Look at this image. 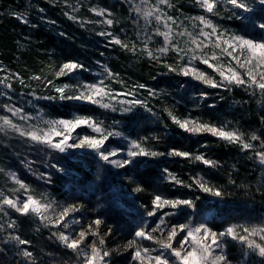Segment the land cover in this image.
<instances>
[{"label":"rangeland","instance_id":"1","mask_svg":"<svg viewBox=\"0 0 264 264\" xmlns=\"http://www.w3.org/2000/svg\"><path fill=\"white\" fill-rule=\"evenodd\" d=\"M117 1L122 6V8L120 6L116 7L122 10L117 13L119 17H117L116 13L113 11L101 6L98 0H63L61 3H57L58 1L49 2L58 8L55 15L59 16V18H50L44 15L41 12V6L37 8V11H33L31 8L15 11L13 13L14 18L17 19L18 23L25 24L27 30L40 27L45 31L56 34L63 33L68 29L72 38H75V34L81 33L87 40H92L93 45H97L100 52H98L97 55H95V57H93L89 62L68 59L54 64L50 61L51 57H37L34 59V64L36 65L37 70H29L26 66L21 67V69H17L16 65H8V62H4L1 57L0 80H3L4 83H0V117H9L13 123L20 125L24 129H29L31 126L46 129L48 125L45 121L60 119L70 120L76 116H90L94 120L102 121V127L107 131L114 130L121 134L109 137V139L105 142V151H112L114 149L121 150L116 156L111 157V159L123 160L128 158L127 151L130 147L131 141H142L144 147L150 148L153 151L164 153V155L157 157H137L136 161L142 158L172 160L176 158H183L181 156L170 155L169 153H171L173 149L164 147V145H161L157 141L158 133L170 134L174 129H181L172 121V118L169 116V112L173 113L181 120L185 118L198 119L201 122H207L217 126H225L227 130H237L242 133L245 141L253 144L251 149H243L239 144H230L227 141L222 140L226 144L236 147L237 151L246 158L249 167L253 170L252 173L260 182L259 185L264 187V165L259 162V159L256 156L257 152L264 151V138L260 137L258 134L244 130L241 125L235 123L232 118L224 115L225 112L222 110L213 112V116L205 115V113H207V108L216 106V104L226 105L228 107L227 111L234 110L239 102L231 95L233 94V90L235 88L245 90L252 96V98L256 99L257 103L260 105L264 104V93H261L258 88H255L254 86L249 87L248 85L237 86L233 84L228 87L214 88L195 79L192 75L185 76L181 72V69L185 66L194 67L199 71L204 72L217 82H221V77L216 68L209 67L208 64L202 63L199 58H192L193 55L200 57L202 54H206L209 59V64L222 66L225 71H227V67L231 64V66L235 67L243 74L244 69H240L236 64V61L232 60V58L226 54H222L221 49L214 47V43L216 42V37L214 35L210 38H205L200 34L201 28H203L204 31L209 32L211 29L206 28L198 20H195V17L205 16L207 19L211 20L216 26L218 33L226 34L225 38L229 35L236 34L259 40L264 38V31H262L263 33L255 32L256 35L255 33L253 35H247L240 29L239 24L247 23L249 20V14L254 13V11H264L262 10V7L264 6L259 4V0H245V2L249 4L251 11L244 12L240 9L233 10L230 5L224 2V0H218V7L216 11L214 13H207L199 6L197 0H168L167 4H160L159 7L168 16L174 18L175 24H172V43L184 49L185 52H187V55H184V53H178L177 51L172 50L171 47L166 55H159L156 50L165 46V39L162 35H158L156 33V29H159L160 32L167 31V29L164 27L163 22H157L155 20V14L148 17V20H145L142 15L143 12L152 11L153 5L157 4L158 0ZM169 5H171V7H169ZM136 6L141 8V13L134 11ZM94 8L97 10L106 9L107 12L104 16H100L97 12L92 11ZM234 12L236 13L235 15ZM106 19H112L114 23L112 25H108L104 22ZM149 21L151 22L149 23ZM261 22H264V19L261 21L259 20L258 24ZM258 24L255 23L254 25ZM74 27L84 31L76 32ZM185 30L192 35H177V33ZM101 33L105 34L101 35ZM113 37L119 38L123 43L128 44L129 48L134 46L136 51L127 50L121 47V45L115 44L113 42ZM192 38H196L198 42H202L201 49L197 50L195 53L191 51L195 48V45L191 43ZM25 40L30 42L31 39L28 34L26 35ZM145 44H147L148 48L151 49L157 56L156 59H153L146 54ZM19 45H23L22 42H20ZM119 51H125L139 60H146L148 65L152 68V73L149 75L152 80H155V75L157 76L163 72L177 75L178 77L173 79L174 90L178 88L181 90L182 88L187 87V90H189L190 100L184 102L176 95L175 91L169 92L166 89H162V87H156L154 84H144L142 82V78L141 80L135 75L132 76L130 74L129 75L131 77H125L123 74L121 75L119 72L114 71L111 68V62L117 59L116 57ZM213 52H215L216 56L219 57L218 60L212 58ZM67 61H75L84 65V68L78 69L76 72L69 75L57 77L55 75L56 71H58L59 67ZM172 69L175 70L173 71ZM108 71L113 73V75L109 76ZM35 76H39L41 79H33ZM144 78L147 80V77ZM21 79H23V83L20 82ZM49 80L52 81L51 84L47 83ZM101 81L107 85L110 93L116 94L115 100L109 99L108 97H105L103 100L104 103H110L113 106L111 108H103L98 104H93L88 101L61 100L59 98V93L56 92L57 87L69 85L70 87L66 89V93L68 95H76L80 90L78 86L83 84H96ZM9 84L11 85L10 88L7 87ZM140 85H144V87L141 88L139 87ZM129 93H132V95H129ZM209 96L215 97V102L205 103ZM246 98L249 99L250 97ZM132 99L142 100L147 106L137 105L131 112L123 111L122 109L128 106L123 102ZM73 102L94 105L102 112H106V114H103V116H97L82 113L78 109L69 108L65 110V105ZM49 104L57 108L58 111L64 110V114L66 115H56L54 109ZM9 108L13 110L21 109L22 111L19 115H14L13 112L8 110ZM21 116H27L28 119H21ZM2 123L3 122L0 121V124ZM154 127H157V129H154ZM181 130L185 131L184 129ZM189 134L196 138L205 136L218 138L210 133ZM85 135L99 136V134L94 132L92 128L81 126L72 133V139L69 143H72L79 137ZM252 135L259 137V139L255 141L251 140ZM54 139L57 138L54 137ZM58 153L61 152L50 149L46 145L32 142L28 137L21 136L19 133L11 129L5 128L0 131V196H9L12 198L19 197L23 200L27 195L31 194L37 198H46L49 201H54L55 211L53 212V210H49L48 213L52 216L61 211L62 208L67 205H81L78 212L72 213L66 218V221L69 223L68 229L63 228L62 225L45 226L39 217L35 215L30 214L25 216L32 227H34V231H38L40 229L47 230V236L56 240L54 243L59 244L62 248H65L68 251L67 255H69V258L65 259L63 263H60L58 257H54V260L51 261H45V259H42L38 253L33 251L30 246L31 241L27 245H19L17 242L8 239L9 236L16 235L23 239L20 235V227L16 221V218L23 215L16 213L13 209L8 208L7 206H0L2 207V210H0V224L4 225L3 228H0V244L6 243L10 245V255L15 258L17 262L22 261L24 264H83V257L80 254L66 248L52 234L58 231H64L66 233L71 231L73 235H75L82 229H86L92 221L100 217L95 214V211H93L91 207H87L85 204L77 203L72 200L63 202L55 200L50 196L48 190L39 184L41 183L40 180L38 184H31L23 180L19 176L20 174L18 173L15 165H13V162L10 161V159L18 161L25 172L34 178L47 179V177H49L48 169L51 168L50 165L45 164L49 163L52 156ZM75 153H92L98 157V167L91 168L88 166V168H90V177L87 179V184L90 190L93 191V189H95L94 187L96 182H98L103 175H106L125 196L129 198L139 196V198L135 199L134 204L143 211V215L140 218L139 216L141 213H136V208L132 205L126 204L122 200H119L121 207L135 216L134 220L136 222V228L134 229L132 237H122L121 233L115 229L113 225L100 218L104 221V223L99 227L100 235L105 240L104 247L111 250L112 253L106 258L108 264H139V261L132 259L134 249L125 250L124 248L127 242L133 239L136 240L137 245L141 248L150 249L152 256L159 255L161 251H164L165 256L169 258V264H179V261L172 257L168 251L160 248V245L156 242V240H166L167 230L180 224L188 225L191 228L200 224H206L216 232L224 231L230 226L264 227V212H261L250 219L236 218L230 220L228 224L218 228L213 225L216 223V220L212 223H208L207 221L214 209H208L202 216H199L195 220L193 219L192 213L196 212V210H199L201 207H204L206 204H209V202H220L224 199H228L230 201L238 199L239 201L242 199L247 200L253 197L254 201L258 200L259 202H263L260 200L264 199L263 195H254L249 193L246 189H240V187H237L236 193H232L229 190L226 191L219 185H209L210 187L218 189L223 193L222 196L217 197L211 193L203 192L196 185L197 179L202 180L199 173L191 176L190 179H186L179 176L174 170L167 168H164V171H162L161 174L166 180H169L173 184V187H180L181 190L189 189L195 191V193L192 194L190 191L189 193L191 194L186 196L182 194L168 196L165 194H157L155 192H146L141 194L140 192L134 191L137 185H134L135 182L131 171L135 162L133 164L126 165L123 168H118L102 160L100 156L91 149L69 148L66 152L61 154L76 159L78 158V155H74ZM41 156H43L44 164L36 161V157L41 161ZM206 158L209 159L208 157ZM190 161L194 164H204L203 162L197 161L193 158H191ZM56 167L59 171L70 178L71 181L66 185V187L69 188L73 183L77 189V186L79 185L78 180L82 179L79 174L61 165H56ZM13 173L28 186V192L20 189L19 185L11 179V174ZM169 173L174 174L183 183L178 184L169 179ZM42 175L45 178H42ZM262 193H264V191ZM155 195H161L167 199L193 200L195 206H180L176 209L166 206L164 209L157 211L155 215L149 216L148 212L152 211V200ZM185 208L192 210V212L189 211L187 214H185L186 212L183 213L181 216L182 219L180 220L178 216L180 215L181 210ZM165 212L170 213V215L165 216ZM137 214L138 216H136ZM161 217L164 219V225L162 226L161 231L152 233L155 237L154 240L135 237V232L141 228H143L146 232H151L152 229L156 228L157 225L160 224ZM13 221L15 222V227L8 228V223ZM74 221H79V223H74ZM109 229L112 230L111 233L105 235V233H108ZM186 234V231L178 232L176 240L173 241V246L179 248L180 245L177 241L183 240ZM98 239V237L89 236L83 245L84 250H88V245H90L93 240H95L98 244ZM257 242H260L258 237ZM223 245L224 251L230 258L233 259V264H264V257H260L257 252L247 249L246 246L242 245L237 240H233L230 237H224ZM187 246L188 245H186V247ZM25 249L32 253V258L23 256L22 252ZM13 264L17 263L13 262Z\"/></svg>","mask_w":264,"mask_h":264},{"label":"trees","instance_id":"2","mask_svg":"<svg viewBox=\"0 0 264 264\" xmlns=\"http://www.w3.org/2000/svg\"><path fill=\"white\" fill-rule=\"evenodd\" d=\"M55 1H58L57 3L63 2V0H0V58L2 57L4 62H8L7 64L10 66L16 65L17 69L26 66L29 70H37L34 64V59L37 57H51L50 61L54 64L68 59L89 62L100 52L97 45H93L92 40H87L81 33L75 34V38H72L68 29L63 33L56 34L45 31L40 27L27 30L26 25L18 23L17 19L13 16V13L20 9L31 8L33 11H37V8L41 6V12L44 15L50 18H59V16L55 15L58 8L49 3ZM98 1L101 6L113 11L119 17L117 13L122 10L116 7L120 6L122 8V6L117 0ZM249 18L247 23L239 24L240 29L247 35H253L255 32L261 33L262 31L255 27L254 24H258L259 20L264 19V11H254V13L249 14ZM74 30L76 32L84 31L77 27H74ZM27 34L31 39L30 42L25 40ZM20 42L23 45H19ZM116 58L111 62V68L121 75L123 74L125 77L135 75L137 78H142L143 80H141L144 84H154L156 87H162V89H166L169 92L175 91L176 95L184 102L190 100L187 87L181 90L179 88L174 90L173 79L177 78V75L163 72L157 76L155 75V80H152L149 76L152 73V68L146 60H139L125 51H119ZM144 77H147V80ZM231 95L239 101L234 110L227 111L228 107L226 105L216 104V106L207 108L205 115L213 116V112L222 110L225 112L224 115L232 118L244 130L258 134L264 138V104L260 105L250 94L239 88H235ZM214 99L215 97L209 96L205 103L215 102ZM50 106L54 109L56 115H66L64 114V110L58 111L53 105ZM69 108L78 109L80 112L90 115L103 116V114H106V112H102L98 107L88 103L73 102L66 104L65 110ZM154 129H157V127H154ZM157 141L161 145H164V147L189 152L193 156L202 153L217 163L215 166L194 164L190 161L191 158L186 157L174 160L147 158L137 160L133 164L131 173L135 182L134 185L142 188L141 194L155 192L168 196L176 194L186 196L195 193V191L189 189L181 190L180 187H173V184L161 174L164 171L163 169L167 168L174 170L179 176L186 179H190L191 176L199 173L202 181H205L208 185L216 184L232 193H236L237 187H240V189H246L254 195L264 196V193H262L264 187L259 185L260 182L252 173L253 170L249 167L248 161L237 151L236 147L228 145L224 141L212 136L196 138L181 129H174L170 134L158 133ZM74 155H78V158L73 159L61 153L52 156L50 162L45 164L50 165L51 168L48 169L50 180L48 178H34L25 172L18 161L14 159H10V161L13 162V165H15L20 174L19 176L23 180L31 184H38L40 180L41 183L39 184L42 187L44 186L55 200L59 202L72 200L85 204L87 207H91L98 217L113 225L121 233L122 237H132L136 228L135 216L125 211L121 207L119 200L136 208V213H141L140 218L143 215V211L134 204L135 199L139 198V196H134V198L125 196L106 175H103L96 182L93 191L90 190L87 184V179L90 177V168L88 166L91 168L98 167V157L92 153H75ZM36 161L44 164L43 156H41V161L36 157ZM56 165L69 168L79 174L82 179L78 180L79 185L77 189L73 183L69 188L66 187L71 180L59 171ZM190 191L191 193H189ZM260 200L263 202L254 201L253 197L239 201L238 199L231 201L224 199L220 202H209V204L196 210V212H192V210L186 208L182 209L178 217L181 220L183 213L186 212L185 214H187L191 211L195 220L208 209H214L207 221L208 223H212L216 220V223L213 225L218 228L228 224L230 220L236 218L250 219L264 212V199ZM16 221L20 227V235L23 239L31 241L30 246L33 251L38 253L42 259L51 261L54 260V257H58L60 263H63L65 259L69 258V255H67L68 251L59 244L54 243L56 240L47 236V230L40 229L34 231V227H32L25 216L16 218ZM10 254V245L1 243L0 264H13V262L24 264L22 261L17 262Z\"/></svg>","mask_w":264,"mask_h":264},{"label":"snow or ice","instance_id":"3","mask_svg":"<svg viewBox=\"0 0 264 264\" xmlns=\"http://www.w3.org/2000/svg\"><path fill=\"white\" fill-rule=\"evenodd\" d=\"M224 2L232 7L233 10L240 9L244 12H250L251 8L245 0H224ZM168 0H158V3L153 5V10L148 12H143V18L148 20V17L155 14V20L157 22H163L164 27L167 31L160 32L159 29H156L158 35H162L165 39V46L156 50L159 55H166L170 50L177 51L178 53H184L187 55L184 49L180 48L178 45L172 43V24H175L173 17L168 16L163 10L159 7L160 4H167ZM199 6L204 9L207 13H214L218 7V0H197ZM259 4L264 6V0H259ZM171 7V5H169ZM264 10V7H262ZM92 11L97 12L98 15L104 16L107 12L106 9H92ZM135 12L141 13L142 10L139 6H136L134 9ZM236 13L234 12V15ZM74 18V17H71ZM250 19V18H249ZM195 20H198L206 28L211 29V31H204L203 28L200 30V34L205 38H210L213 35L216 37V42L214 47L221 49L222 54H226L231 57L232 60L236 61V64L240 69H244L242 74L235 67H227V71L223 69L222 66H217L209 64V59L206 54H202L200 57L193 55V59H201L202 63L208 64L209 67H214L219 72L221 77V82H217L210 76L206 75L204 72L199 71L194 67L185 66L181 69V72L185 76L192 75L195 79L202 81L204 84H207L211 87H228L230 85L244 86L248 85L249 87L254 86L258 88L261 93H264V38L259 40L248 38L246 36L232 34L225 38L226 34L218 33L216 26L212 23L211 20L207 19L205 16L195 17ZM27 22V21H25ZM108 25H112L114 21L112 19H106L104 21ZM151 21H149L150 23ZM171 22V23H169ZM260 31H264V22L254 25ZM105 33H101L104 35ZM179 36L188 35L191 36V33H188L187 30L177 33ZM113 42L115 44L121 45V47L136 51L135 47L129 48V45L123 43L119 38L113 37ZM191 43L195 45V48L191 51L195 53L197 50L201 49L202 42H198L196 38H192ZM146 54L156 59L157 56L153 53L151 49L148 48L145 44ZM212 58L218 60L219 57L216 56V53H212ZM171 67V66H170ZM84 65L79 64L75 61H67L63 63L59 70L56 71L55 75L57 77L66 76L71 73L76 72L78 69H83ZM173 71L175 69H172ZM108 75L112 76L113 73L108 71ZM33 79H41L39 76L33 77ZM23 83V79L20 81ZM0 83H4L3 80H0ZM48 84H51L52 81H47ZM11 87V85H7ZM69 85H63L56 88V92L59 93V98L61 100H81L88 101L93 104H98L103 108L113 107L110 103H104L103 100L105 97L115 100L116 94L110 93L107 85L103 81L96 84H83L78 86L79 91L76 95H68L66 89ZM139 87L143 88L144 85ZM152 94V93H150ZM132 95V93H129ZM128 106L124 107L122 110L125 112H131L133 108L137 105L147 106L144 101L139 99H132L125 101ZM10 112H13L14 115H19L22 111L21 109H8ZM150 111V109H149ZM169 116L172 118V121L177 124L181 129L193 134L200 133H210L213 136L220 138L221 140L227 141L230 144H239L243 149H251L253 144L251 142H246L242 133L237 130H227L225 126H217L215 124L201 122L198 119L185 118L183 120L176 117L173 113L169 112ZM21 119H28L27 116H21ZM0 121L3 123L0 124V131L5 128L11 129L21 136L28 137L32 142L46 145L48 148L57 150L61 153L66 152L69 148H78V149H91L95 151L102 160L112 164L118 168H123L126 165L133 164L136 161L137 157H157L162 156L164 153L153 151L150 148L143 146L142 141H131L130 147L127 151V157L123 160H114L111 157L117 155L120 149H114L112 151H105L104 145L105 142L112 136L121 135L116 131H107L102 127V121L94 120L90 116H76L73 119L65 120H49L45 121L48 125L46 129H40L35 126H31L29 129H24L20 125L13 123V121L7 117H0ZM81 126H87L93 129L94 132L98 133L99 136H82L79 137L76 141L69 143L72 139V133ZM57 138V139H54ZM259 137L252 135L251 140H258ZM170 155L181 156L186 158H193L197 161H201L206 165L215 166L216 161L207 159L203 154H197L193 156L189 152H182L173 149ZM256 156L259 159V162L264 165V151H259L256 153ZM42 178L43 177L42 175ZM50 180V177H47ZM11 179L19 185V188L28 192V186L20 180L14 173L11 174ZM169 179L175 181L178 184L183 182L179 180L174 174L169 173ZM196 185L206 193H211L214 196L220 197L223 193L218 190L210 187L205 181L196 180ZM190 186V185H189ZM134 191L140 192L142 188L137 186ZM152 211L148 212L149 216H153L157 211L164 209L166 206L172 209L179 208L180 206L194 207V201L189 199H167L161 195H155L152 200ZM0 206H7L10 209H13L16 213H19L23 216L35 215L39 217L41 222L45 226H63V228L68 229L69 223L66 221V218L69 217L72 213L78 212L81 205L71 204L62 208L61 211L55 213L54 216L49 215V210L55 211V202L49 201L46 198H37L34 195H27L25 199L21 200L19 197L12 198L9 196H0ZM2 210V207H0ZM165 216L170 215V213L165 212ZM74 223H79V221H74ZM104 221L100 218L92 221L86 229H82L75 235L71 231L64 232L58 231L54 232L52 235L55 236L61 244L66 248L73 250L74 252L80 254L83 257V264H108L106 258L109 257L112 253L111 250H108L104 247L105 240L100 235L99 227ZM164 225V219L161 217L160 224L156 228L152 229L151 232H146L143 228L135 232V237L144 238L148 240H154L155 237L152 235L154 232H159L162 230ZM4 225L0 224V228H3ZM8 228H14L15 222L8 223ZM109 229L108 235L111 233ZM183 240L177 241L180 247L176 248L173 246V241L176 240L178 232H185ZM89 236L98 237V244L95 240L88 245V250L85 251L83 245ZM230 237L233 240L239 241L242 245L246 246L247 249L255 251L260 257H264V227L259 226H230L224 231L216 232L212 228L208 227L206 224H200L194 228L189 227L185 224H180L171 227L167 230V239L166 240H156L160 245L162 250L168 251L172 257H174L179 264H233V259L230 258L227 253L224 251L223 238ZM257 237L260 242H257ZM10 240L17 242L19 245H27L30 241L21 239L18 235L9 236ZM186 245H188L186 247ZM125 250L134 249L132 259L139 261V264H169V258L165 256L164 251H161L159 255L152 256L151 250L148 248H141L137 245L136 240H130L124 246ZM23 256L32 258V253L26 249L22 252Z\"/></svg>","mask_w":264,"mask_h":264}]
</instances>
